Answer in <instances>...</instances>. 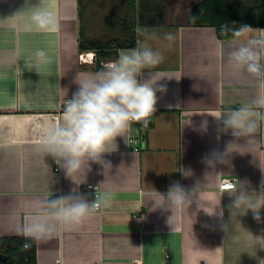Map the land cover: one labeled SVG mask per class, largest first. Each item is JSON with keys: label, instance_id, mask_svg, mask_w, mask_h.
<instances>
[{"label": "crops", "instance_id": "crops-1", "mask_svg": "<svg viewBox=\"0 0 264 264\" xmlns=\"http://www.w3.org/2000/svg\"><path fill=\"white\" fill-rule=\"evenodd\" d=\"M196 1H170L162 20L135 27L137 41L143 40L137 28L157 34L158 39L147 43L164 59L153 71L171 78L159 82L167 91L157 93L153 126L137 151L117 138L119 150L105 156L113 166L106 176L99 165H92L87 183L100 186V194L109 196L108 206L71 230L61 228L54 238L36 243L37 264H129L134 260L141 264H260L264 260V248L254 239L264 237V208L259 223L251 210L231 219V189H219L223 177H234L236 187L246 181L249 190L259 192L264 180L259 167L264 166V125L254 145L240 148L252 153L233 152L230 164H216L214 169L202 162L214 151L223 153L235 140L230 132L217 139L222 125L215 116L255 97L257 84L229 60L237 38L219 39L213 27L184 23ZM46 3L59 21L54 33L21 30L22 17L13 16L24 9L25 0H0V237L21 235L33 201L48 199L52 193V198L68 195L75 187L51 156L37 153L36 146L49 125L61 122L64 99L78 89L76 77L103 67L96 56L95 62L79 60L80 0ZM168 32L175 37L171 44L164 40ZM38 49L48 53V63H35ZM127 49L99 60L114 61ZM85 51L95 55L93 50ZM143 78H149L148 70ZM204 121L206 132L201 131ZM140 130L134 124L130 135ZM235 142L245 144L243 139ZM180 168L190 169L193 175L184 178ZM177 181L185 189L198 188L188 212L177 211L173 230L167 223L173 214L170 210L149 209L158 199L156 192L166 195ZM83 185L79 192L91 203L93 198L81 189ZM220 208L222 221L206 214ZM222 222L229 223L228 233L221 230Z\"/></svg>", "mask_w": 264, "mask_h": 264}, {"label": "clouds", "instance_id": "clouds-1", "mask_svg": "<svg viewBox=\"0 0 264 264\" xmlns=\"http://www.w3.org/2000/svg\"><path fill=\"white\" fill-rule=\"evenodd\" d=\"M16 16L22 17L20 28L25 32L54 33L59 29L58 18L46 0H39L35 5L31 0H25L24 9L13 17ZM137 33L143 40H138L135 48L121 50L116 60L103 65L99 71L85 72L76 77L74 83L78 89L71 99L64 100L61 122L49 125L42 142L36 146L37 153L43 158L51 156L75 187L68 195L52 198V193L48 199H37L31 203L32 214L25 219L20 229L26 241L21 251L31 247L29 241L46 242L54 238L59 229L71 230L96 215L102 207L108 206L109 196L99 193V185L91 203L79 192L80 185L87 183L93 164L99 165L105 176L111 171L113 166L105 156L119 150L117 138L130 145L133 125L147 128L157 111V93L167 91V86L159 83L167 76L153 71L163 62L164 57L147 43L158 39L157 34L141 28H137ZM233 35L239 43L228 53L229 60L256 82L258 94L240 107L215 116L222 125L218 127L217 139L219 134L230 132L235 140L226 145L223 153L214 151L202 161L213 169L216 164H230L228 157L233 152L252 153L241 152L240 148L254 145L255 136L264 125V29H253L245 25L233 30ZM174 39L171 32L164 34V40L169 44ZM34 60L36 64L48 63V53L38 49ZM144 70L149 71L147 79L143 78ZM201 131H207L206 121ZM240 139L245 141L244 145L235 142ZM259 167L264 173V166ZM179 171L184 178L193 175L190 169L180 168ZM197 188L185 189L179 181L174 182L166 195L156 192L158 199H153L155 203L149 211L170 210L173 214L168 217L167 223L174 230L177 211L188 212ZM228 194L233 197L228 205L231 219L244 216L251 210L253 219L258 223L261 221L264 180L261 181L259 192L249 190L248 182L245 181L229 190ZM206 214L217 215L222 221L224 210L220 208L218 212L215 210ZM221 230L228 233L229 223L222 222ZM254 239L257 245L264 248V237ZM260 264H264V260Z\"/></svg>", "mask_w": 264, "mask_h": 264}, {"label": "trees", "instance_id": "trees-1", "mask_svg": "<svg viewBox=\"0 0 264 264\" xmlns=\"http://www.w3.org/2000/svg\"><path fill=\"white\" fill-rule=\"evenodd\" d=\"M111 16L108 15L106 18V23L109 26L112 25ZM193 17L195 18L194 20ZM184 20V23L189 26L213 27L219 39H228L234 37L233 30L245 25L264 28V0H253L251 4H246L242 1L233 2L232 0H198L187 10ZM222 28L224 29L223 31ZM124 31L123 37H114L106 41L89 39L80 32L78 49L80 51H95L96 59L99 61V59L108 57L118 49L136 47L137 35L135 27L129 23L125 26ZM98 66L100 67V65ZM153 123L154 116L147 128H141L140 126L143 140L147 129L152 127ZM25 242V238L22 235L0 237V254L6 256L5 260H0V264H37L36 242L29 241L31 247L26 251H21Z\"/></svg>", "mask_w": 264, "mask_h": 264}, {"label": "rangeland", "instance_id": "rangeland-1", "mask_svg": "<svg viewBox=\"0 0 264 264\" xmlns=\"http://www.w3.org/2000/svg\"><path fill=\"white\" fill-rule=\"evenodd\" d=\"M170 1L173 0H80V32L95 41L123 37L129 23L136 27L162 20ZM232 1L251 4L253 0ZM108 15H112L111 26L106 23Z\"/></svg>", "mask_w": 264, "mask_h": 264}, {"label": "built area", "instance_id": "built-area-1", "mask_svg": "<svg viewBox=\"0 0 264 264\" xmlns=\"http://www.w3.org/2000/svg\"><path fill=\"white\" fill-rule=\"evenodd\" d=\"M92 59H94V62H95V55L91 52L81 51L79 54V60L81 63L91 62ZM109 62H112V61L99 60L98 64L100 66H103ZM71 98L72 97L65 98V99H71ZM63 104H64V101H63ZM63 104H62V108H63ZM141 141H143V139H142L140 132L133 133L131 135V143L130 144L132 145V147L135 151L140 149V142ZM97 186H98L97 184L87 183V184H84L81 189L83 191L87 192L88 194H90L94 200L95 195H96V187ZM235 187H236V178H234V177H223L219 182V189H221V190H224V189L229 190V189H233ZM99 193H101L100 186H99ZM129 264H141V261L140 260H134V261L130 262Z\"/></svg>", "mask_w": 264, "mask_h": 264}, {"label": "water", "instance_id": "water-1", "mask_svg": "<svg viewBox=\"0 0 264 264\" xmlns=\"http://www.w3.org/2000/svg\"><path fill=\"white\" fill-rule=\"evenodd\" d=\"M6 256L4 254H0V260H5Z\"/></svg>", "mask_w": 264, "mask_h": 264}]
</instances>
